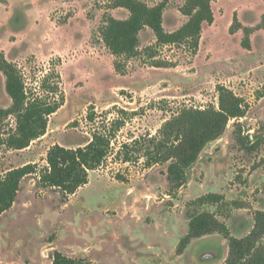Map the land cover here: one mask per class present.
Masks as SVG:
<instances>
[{
    "label": "rangeland",
    "instance_id": "obj_1",
    "mask_svg": "<svg viewBox=\"0 0 264 264\" xmlns=\"http://www.w3.org/2000/svg\"><path fill=\"white\" fill-rule=\"evenodd\" d=\"M139 1L165 4L166 32L187 21L180 12L185 0ZM211 6L214 22L203 26L196 52L186 44L157 47L146 28L135 55L116 57L102 30L109 18L121 20L127 12H118L111 0H0V55L21 72L29 92L42 95L41 81L50 75L61 92L57 99L64 98L48 118L46 134L25 150L3 144L15 119L0 120V176L25 164L42 169L51 146L77 148L93 130L108 134L120 126L105 164L68 199L38 188L34 177L22 180L13 207L0 217V264H52L55 251L87 264H223L228 246L218 234L177 255L189 221L210 212L235 237L251 230L254 213L264 211V0H217ZM219 88L240 98L246 115L231 120L204 148L184 187L174 190L168 182L169 163L146 169L143 152L133 163L115 158L122 144L158 135L184 109L217 110ZM10 105L0 72V109ZM89 114L93 122L86 120ZM236 123L251 150L234 140ZM210 193L224 200L197 203Z\"/></svg>",
    "mask_w": 264,
    "mask_h": 264
},
{
    "label": "trees",
    "instance_id": "obj_2",
    "mask_svg": "<svg viewBox=\"0 0 264 264\" xmlns=\"http://www.w3.org/2000/svg\"><path fill=\"white\" fill-rule=\"evenodd\" d=\"M114 9L128 12L125 20L109 18L102 30V41L113 56L132 57L139 47V34L148 28L152 31L157 47L186 44L196 52L202 34V28L214 22L212 3L217 0H185L180 9L187 21L176 31L166 32L163 28L165 4L154 7L139 0H111ZM234 16L233 26L237 24ZM231 26V31L233 30ZM238 26L243 27L241 24ZM248 32L251 29L243 27ZM246 46L248 43L246 42ZM0 72L5 78V92L11 100L7 109H0V120L10 116L15 119L14 130L8 134L3 144L10 150L22 151L46 134L48 118L55 114L64 103V98L57 99L61 92L57 83H51L47 75L40 84L41 94L29 92L21 72L17 67L0 55ZM59 79V76H56ZM247 106L231 91L219 88V108L184 109L166 121L158 135L140 137L124 143L116 152L115 158L122 163H133L139 160V153L144 159V167L151 169L156 165L169 163L167 180L174 190H179L187 183V171L197 162L201 152L211 142L219 139L226 131L231 120L238 121L245 117ZM89 122L94 115L86 116ZM117 130L119 124L115 125ZM234 140L245 150L241 125L235 124ZM108 134L99 129L93 130L91 139L77 148H66L55 144L45 156L46 166L38 169L37 164H25L12 168L0 176V217L8 212L15 203L22 180L34 177L36 186L43 190H54L62 199L70 196L88 185L89 173L102 167L110 153L114 132ZM117 181H126L116 176ZM264 195V186L261 190ZM175 195V194H174ZM224 200L220 194L210 193L197 200L199 205H217ZM238 209L243 208L235 204ZM253 227L243 237L230 234L229 228L216 215L201 212L188 223L186 235L179 241L177 255H182L189 244L204 236L218 234L227 240L228 254L223 264H264V211L253 215ZM52 264H87L81 259H73L55 251Z\"/></svg>",
    "mask_w": 264,
    "mask_h": 264
},
{
    "label": "crops",
    "instance_id": "obj_3",
    "mask_svg": "<svg viewBox=\"0 0 264 264\" xmlns=\"http://www.w3.org/2000/svg\"><path fill=\"white\" fill-rule=\"evenodd\" d=\"M117 11L118 10H123V9H116ZM126 10H124V12H125ZM118 12H121V11H118ZM127 12V11H126ZM127 17H128V12H127V14H126V17L124 18V19H121V20H125V19H127ZM116 19V18H115ZM230 234L232 235V233H231V231H230ZM233 236V235H232ZM233 237H235V236H233ZM238 238V237H237ZM196 240H198V239H196ZM193 241H195V240H193ZM192 241V242H193ZM228 246V245H227ZM227 254H228V250L226 251V256H227Z\"/></svg>",
    "mask_w": 264,
    "mask_h": 264
}]
</instances>
